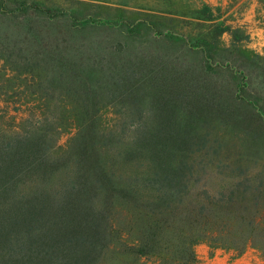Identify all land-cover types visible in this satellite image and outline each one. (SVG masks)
Returning a JSON list of instances; mask_svg holds the SVG:
<instances>
[{"label":"trees","instance_id":"obj_1","mask_svg":"<svg viewBox=\"0 0 264 264\" xmlns=\"http://www.w3.org/2000/svg\"><path fill=\"white\" fill-rule=\"evenodd\" d=\"M39 5L21 1L12 9L0 0V65L2 77L10 78L7 87L8 79L0 81V97L6 102L28 92L45 102L60 99L71 113L51 122L44 105L23 125L0 126V264H201L196 251L201 243L239 255L250 247L264 250L263 183L254 186L246 178L211 190L199 179L224 168L219 163L209 168L215 163L207 162L211 152L218 157L222 151L210 146L208 119L225 116L229 100H246V66L210 54L217 40L187 37L188 72L220 73L228 65L241 75L240 82L226 78L234 89L220 87L218 104L209 103L212 92L191 73L188 91L152 86L150 94L136 63L112 53L87 55L86 42L80 49L76 45L78 25L61 27L64 10L56 7L52 15L53 9ZM31 8L46 18L16 15ZM126 13L120 10L121 18ZM199 14L215 20L208 6ZM82 23L123 25L91 17ZM216 27L214 38L232 31ZM161 36L171 40L174 35ZM231 36L233 50L223 51L253 66L260 56L251 59L237 46L238 30ZM52 85L68 87L63 98ZM191 95L199 101H190ZM107 105L117 113L127 106L128 115L121 114L112 128L90 115ZM184 117L187 135L180 129ZM66 123L81 133L78 146L83 142L70 157L60 158L53 134Z\"/></svg>","mask_w":264,"mask_h":264},{"label":"rangeland","instance_id":"obj_2","mask_svg":"<svg viewBox=\"0 0 264 264\" xmlns=\"http://www.w3.org/2000/svg\"><path fill=\"white\" fill-rule=\"evenodd\" d=\"M4 1L12 9L16 8L21 1H27L29 5L38 3L40 4L38 7L53 9L52 15L55 14L56 7L63 9L67 16L59 17L58 20L62 21L61 27L63 29L71 28L70 23L78 25L75 40L79 49L80 44L86 42L87 55L112 53L117 58L130 59L143 72L144 90L147 89L150 94L152 86H155L154 90L156 91L158 87L162 91L174 90L173 93L183 89L188 91L187 85L191 86L190 89L192 88L191 76L193 75L198 78L201 85L205 86V90L212 92L208 98L209 103L218 104V99L222 100L218 95L220 87L234 89V85L230 86L226 78H233V82L236 83V80L240 82L241 75L228 70V65L226 68L220 69V73L206 74L202 70L194 71V73L188 72L191 56H187L189 55L187 37H203L209 41L217 40V49L213 48L209 53H213L218 58L223 57L231 60L236 67L245 65L244 69L250 84L248 89L242 92L246 100H229L230 110L225 116L221 119L216 116L208 119L211 126L208 128V132L213 134L210 146L221 147L222 151L218 157L212 156L213 152H211L207 162L215 163L214 165L209 164V168L218 163L224 168L221 173L210 170L209 174L200 176L199 179H203V182L211 190H219L238 181L244 182L246 178H249L254 186L261 182L264 185V0ZM205 6L212 9L214 21L201 19L199 12ZM120 10L127 11L123 18H121ZM16 15L20 17L26 15L28 19L39 15L45 19L47 16L39 14L33 8L28 9L26 14L16 13ZM90 17L95 21L121 22L123 25L110 28L108 26H96L94 23L83 26L82 23L79 26V23ZM128 21L134 24L128 26ZM141 23L146 26H140ZM149 26H154L156 29L150 30ZM216 26L230 29L231 32L238 30L241 40L237 46L242 47L245 54L251 59L255 55H259L260 58L256 60V63L253 66L250 64L251 62L244 64V57L235 54L233 51L224 52V48L233 50L231 46L233 38L229 30L223 33L221 37L214 38L218 32ZM170 32L174 35L171 40L161 36H168ZM82 52H84L83 49ZM215 64L216 62L213 67ZM2 69L4 68L0 65V81L8 79L4 84L6 87L10 86V78L2 77L4 74ZM5 74L11 76L12 73L5 71ZM234 77L237 79L235 80ZM54 87L52 85V88ZM66 88L68 87L54 88L56 97L63 98ZM193 96L191 95V98L188 99L192 102L199 101L198 95H196L197 100ZM206 96H208L207 93ZM39 97V95L33 97L28 92L20 97L8 98L6 102L3 101V97H0V126L10 123L14 126L23 125L27 119L33 116V112L40 115V110L43 111L44 105H46L44 112L50 121L55 117L64 120L65 115L71 113L69 112V105H67L68 102L58 99V101H46L51 102L48 104L44 100L38 99ZM150 102V99L146 100L147 104ZM205 102L206 100H204ZM124 108L126 109H122V113H117V108L111 105L104 107L99 114L91 110V119H99V122L104 126L112 128L114 124L118 125L117 121L123 118V116L120 117L121 114L125 115L126 112L128 115L127 106ZM146 116L151 117L150 113H147ZM180 124L183 134L187 135V118L184 117ZM206 131V129L203 130V132ZM80 134L69 123L61 127L59 133H54V144L58 151L57 157H70L69 153L78 150L83 142L82 140L78 146ZM239 168L242 169L243 175H241ZM196 251L201 264H264V250L251 247L239 255L233 249L213 248L207 243H201L196 247Z\"/></svg>","mask_w":264,"mask_h":264}]
</instances>
